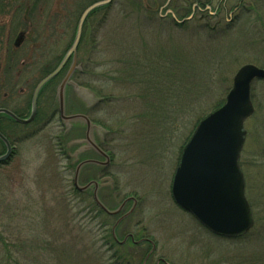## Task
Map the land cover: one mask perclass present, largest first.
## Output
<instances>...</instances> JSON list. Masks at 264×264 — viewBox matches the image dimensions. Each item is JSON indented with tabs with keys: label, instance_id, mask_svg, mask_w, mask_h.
Here are the masks:
<instances>
[{
	"label": "rangeland",
	"instance_id": "rangeland-1",
	"mask_svg": "<svg viewBox=\"0 0 264 264\" xmlns=\"http://www.w3.org/2000/svg\"><path fill=\"white\" fill-rule=\"evenodd\" d=\"M92 1L66 0L69 22L60 21L61 35L53 37L55 58L71 41L80 12ZM193 1L112 0L87 17L77 52L83 72L76 80L104 98L100 104L91 102L97 104L91 116L102 125L87 127L88 140L107 135L110 145L116 138L118 198L107 205L115 207L129 194L138 198L134 212L116 233L121 238L128 231L155 243L146 264L159 257L170 264H264V198L255 205L252 195L255 183L264 193V79L251 83L253 113L244 122L239 159L244 192L248 195L249 189L252 198L245 192L252 228L238 238L216 236L171 197L181 149L197 122L224 101L242 64L264 69V0H241L237 9L239 0H211L212 9L219 7L217 15L198 19L197 8L178 25ZM66 99V115L85 111L72 89L66 90ZM50 124L24 139L18 156L0 164V236L13 245L12 256L26 264H113L104 252L99 217L73 187V155L79 148L65 158L63 145L59 150L55 143L62 135L57 119ZM85 124L82 121L77 129ZM71 129L75 128L66 127V132ZM73 141L79 142L67 144ZM87 146L95 151L89 142ZM107 220L109 230L114 219ZM146 249V243L119 249L120 262L141 264ZM8 262L1 253L0 264Z\"/></svg>",
	"mask_w": 264,
	"mask_h": 264
},
{
	"label": "water",
	"instance_id": "water-1",
	"mask_svg": "<svg viewBox=\"0 0 264 264\" xmlns=\"http://www.w3.org/2000/svg\"><path fill=\"white\" fill-rule=\"evenodd\" d=\"M110 1L98 0L83 9L69 48L56 68L45 76L34 89L32 111H34L35 99L40 87L55 76L71 58L66 76L57 88L60 119L67 129L82 125V121L86 122L87 127L92 124L82 114H64L65 85H71L79 99L86 98L90 103L101 99L92 91L70 80V77L74 69L79 68L76 65V48L83 23L92 11ZM257 79H264V69L252 63L242 64L235 71L231 87L227 91L224 101L200 118L186 140L172 178L171 197L174 203L189 213L203 228L216 236L237 238L247 233L254 224L252 210L244 193V176L239 165V157L246 136L244 122L253 113L250 87L251 83ZM2 111L5 110H0V112ZM5 112L18 122L28 121L32 117L24 120L8 111ZM0 140L4 142L7 149L5 154L0 155L1 162L8 157L10 146L1 134ZM72 143L77 142L73 141L70 144L72 145ZM96 150L100 153L98 148ZM101 153L105 155L103 152ZM83 164L84 162L76 166L73 179L74 187L83 191L87 187L95 185L97 191L98 181H92L86 185L78 184V173ZM128 199L122 201L117 208L110 210L101 203L97 196H94L95 203L110 215L117 214ZM133 208L134 203L112 226L115 240L114 231L117 223ZM129 236L133 242H138L132 235H127L123 240H117L118 243L125 242Z\"/></svg>",
	"mask_w": 264,
	"mask_h": 264
},
{
	"label": "flooded vegetation",
	"instance_id": "flooded-vegetation-1",
	"mask_svg": "<svg viewBox=\"0 0 264 264\" xmlns=\"http://www.w3.org/2000/svg\"><path fill=\"white\" fill-rule=\"evenodd\" d=\"M196 9V2L191 3L190 11L193 12ZM53 12L54 0H0V110L8 111L24 120L32 116L28 121L18 122L12 119L5 111L0 112V132L10 146L8 158L19 154L17 150L24 138L31 137L44 124H53L55 117L58 119L60 114L59 103L55 105L54 96L56 84L58 86L66 76L68 61L55 76L48 79L40 87L35 99L34 111H32L34 89L45 76L55 69L54 65L50 67L54 60V45L52 43L54 30L53 27L49 28L50 23L48 24L51 19H54ZM40 18L41 22H39ZM66 90H71V87L68 86L66 88L65 85V115L68 110V103H70V100L66 99ZM102 99L104 98L102 97ZM79 101L85 107V111L82 114L91 123L100 124L96 120L97 118L91 116V113L95 112L97 104L93 105L91 103L92 105L88 106L86 98ZM12 122L19 124V128L16 129L17 125ZM108 128L110 129L109 132H111L112 128ZM62 135L64 143H66V149H64L67 156L68 153H73L76 150L75 148H79L78 156L75 157V160H77L76 164L84 162L80 171L79 181L83 185L92 181H100L97 191L95 190V185H93L81 192L82 196L87 199V203L91 202L96 206L94 196H97L106 205L115 201L118 198L114 175L116 165H113V157L116 154V138L110 140V145L107 135L104 137L97 135L94 141L88 140L87 124H85V127L71 129L67 132L65 129V135L62 130ZM76 139L79 140L78 145H75V143L67 146L70 140ZM87 142L91 144L90 147L94 148L95 151L98 148L100 153L97 151L99 153L97 154L95 151L87 149ZM2 144L4 145V151L0 154L6 152V145L3 142ZM8 158L2 162L5 163ZM102 158L103 160H101ZM105 177L109 178L111 186L103 185L108 184V179H104ZM125 199H128L127 202L117 214H107L114 221L118 220L134 203L133 210L120 219L116 231L120 223L134 212L139 202L134 194H129L122 198L119 204ZM129 234L131 233L127 231L123 237ZM147 242L145 241V243ZM158 259L160 264H170L163 257ZM154 264H157L156 261Z\"/></svg>",
	"mask_w": 264,
	"mask_h": 264
},
{
	"label": "trees",
	"instance_id": "trees-1",
	"mask_svg": "<svg viewBox=\"0 0 264 264\" xmlns=\"http://www.w3.org/2000/svg\"><path fill=\"white\" fill-rule=\"evenodd\" d=\"M95 1H98V0H93L92 2H90L89 4H91V3H93V2H95ZM197 0H195V2H196ZM111 2H112V0L109 2V3H107V4H105V5H103V6H100L99 8H97L96 10H94L93 12H95V11H97V10H99V9H101V8H107L110 4H111ZM194 2V1H193ZM192 2V3H193ZM210 3H211V0H204V1H198V2H196V4H197V8L201 11L200 12V16H199V18L198 19H202V18H207V19H210V18H212V17H214L213 16V13H214V15H217L218 14V11H219V7H217V6H214L213 7V9H212V6H209L210 5ZM89 4H87L86 6H88ZM63 6V9L61 10L60 9V6ZM191 5V4H190ZM242 5V2H241V0H239V1H237V5L234 7V9L236 8L237 9V7L238 6H241ZM85 6V7H86ZM84 7V8H85ZM208 7L209 8H211V12H208L207 10H208ZM83 8V9H84ZM82 9V10H83ZM204 9V10H203ZM213 10V11H212ZM82 12V11H81ZM80 12V13H81ZM92 12V13H93ZM190 12V9L189 10H187V14ZM230 13V12H229ZM53 14H54V19L52 20L51 19V21L50 22H48V24H49V28H52L53 27V30H54V32H53V37H55V34L56 33H58L59 35H61V33L59 32V28H60V26H59V23H60V21L61 22H64V19H67V21L69 22V20H68V18H69V15L67 14V16H66V0H54V12H53ZM187 14H184V15H187ZM80 15V14H79ZM184 15H182V17L184 16ZM195 15V14H194ZM193 15V16H194ZM203 15H205V16H203ZM79 17V16H78ZM40 20H41V18H40ZM209 21V20H208ZM41 22V21H40ZM76 23H77V21H76ZM85 23H86V21H85ZM85 23H84V25H85ZM84 25H83V27H84ZM178 25H180V24H178ZM56 26H59L58 28H55ZM61 27H64V25L63 26H61ZM83 27H82V29H83ZM75 28H76V24H75ZM62 31H64V29L62 30ZM74 33H75V29H74ZM74 33H73V35H74ZM73 35H72V38H73ZM62 36H64V35H62ZM82 37H83V34L81 33V38H80V42H79V45H78V47L80 46V43H81V41H82ZM72 38H71V41H72ZM71 41H69V43L63 48V50H61V52H62V54L61 55H59V56H57V58H55V55H54V60H53V64H49L50 65V67H52L53 65L54 66H56L57 64H58V62H59V60L61 59V57H62V55L64 54V52L66 51V49L69 47V45H70V43H71ZM78 47H77V51H76V65H78L79 66V68H76V69H74V71L72 72V74H71V80L73 81V82H75L76 84H78V85H85V84H82V82L80 83V82H77V80H76V74H81L82 72H83V66H82V64H81V62L80 61H78V58H77V52H78ZM54 53H55V51H54ZM64 76V75H63ZM62 76V77H63ZM58 81V80H57ZM87 86V85H86ZM56 89H57V84H56ZM95 94H97V93H95ZM98 95V94H97ZM101 97V96H100ZM29 98H30V96L28 97V100H29ZM54 103H55V105L58 103V101H57V95H56V91H55V96H54ZM218 106V105H217ZM216 107V106H215ZM213 109V108H212ZM56 119H57V117H55ZM57 121H58V124H59V129L62 131L63 130V134L65 135V126L63 125V123H62V121H61V119H60V116L58 117V119H57ZM13 124H15V125H19V124H17V123H15V122H12ZM73 128H77V127H73ZM42 128H40V129H38L36 132H34V134L32 135V136H34L39 130H41ZM1 133V132H0ZM2 134V133H1ZM29 138V137H28ZM24 139H27V138H24ZM24 139H23V141H24ZM56 142V144H57V147L59 148V150H61L62 149V145H63V148H65L66 149V143H64V140H63V135H61V137L60 136H57V139L55 140ZM0 145H1V147H2V150L0 151V153L4 150V145L2 144V142L0 141ZM68 146V145H67ZM65 149L62 151L63 152V154H64V156H65V158H67V159H69V155L67 156L66 155V153H65ZM18 151V150H17ZM16 156H18V154L17 155H15V157ZM14 156H12L11 158L9 157L8 158V160L5 162V163H0V164H3V165H5V164H7V163H9L10 162V160L13 158ZM72 163V162H71ZM71 163H69L71 166H73V164H71ZM240 165H241V162H240ZM70 166V167H71ZM105 185H112V184H110V182H109V179H108V184H105ZM256 186H257V184L255 183L254 184V190H253V196H254V203H255V205H260V203H258L257 202V199L258 200H260V202H261V198H264V196H262V194H264V193H261V188H259L258 190L256 189ZM74 190H76L75 188H74ZM77 191V190H76ZM245 192H246V196L248 197V199L250 198V199H252L251 197H250V195H249V193H250V190L248 189V195H247V191H246V189H245ZM79 197H80V200L82 201V202H84V201H87L86 200V198L85 197H83L82 196V194H81V192H79ZM103 203V202H102ZM108 209H113V208H115V207H109V206H107L105 203H103ZM259 207V206H258ZM88 209H89V211L90 212H92L93 213V215L95 216V217H99V219H100V222H99V224H98V226L100 227L99 228V234L101 235V240H102V245H104V246H106L107 247V249L104 251V252H107V253H109L110 254V261H112V263L113 264H130L129 263V261H126V262H123V263H121L120 261H121V254H120V252L118 251L119 249H121L122 250V252L124 251V249H126V248H128V246L129 245H135V246H137V245H140V244H145V241H148L146 244H147V249H146V252H145V254H144V256H143V258H142V261H141V264H146V262H147V260L150 258V256L154 253V251H155V243L152 241V240H150V238L149 237H147V236H139V235H137V236H135V234H133V238L135 239V241H138V242H133L132 240H131V238H128L125 242H123V243H118L117 242V240H115L114 238H113V236H112V234H111V227H110V229L108 230L107 228H106V225H108V220H107V218L109 217L103 210H101L100 208H97V206H95L93 203H91V202H89L88 203V207H87ZM257 211H258V214H260L259 212H261L259 209L258 210H255V215H256V217H258V215L256 214L257 213ZM106 220H105V219ZM2 239V233H1V236H0V240ZM140 240V241H139ZM2 241V243H0V255H1V253H2V258L3 259H5V260H7V264H26L27 263V261L26 260H24V262H21V260H19V259H15L13 256H12V253L14 252V248H13V245H9V244H6L5 242H3V239L1 240ZM149 243V244H148ZM17 247V246H16ZM117 247H119L118 249H117ZM124 255V254H123ZM159 259L157 258L155 261H156V263L158 264H160V262L158 261ZM155 263V262H154Z\"/></svg>",
	"mask_w": 264,
	"mask_h": 264
}]
</instances>
